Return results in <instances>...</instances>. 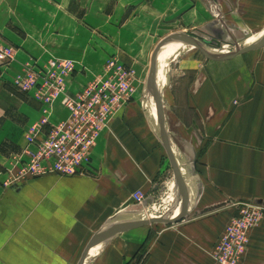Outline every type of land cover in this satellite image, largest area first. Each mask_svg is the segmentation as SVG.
Masks as SVG:
<instances>
[{
    "label": "crops",
    "instance_id": "1",
    "mask_svg": "<svg viewBox=\"0 0 264 264\" xmlns=\"http://www.w3.org/2000/svg\"><path fill=\"white\" fill-rule=\"evenodd\" d=\"M70 1L61 7L59 0H3L0 10L40 11L51 18V13L62 8L67 18ZM80 1L88 15L92 0ZM118 4L123 11L131 7L122 25L139 18L143 7L139 1ZM143 5L148 7L150 0H144ZM48 20L41 18L34 24L57 27ZM7 23L21 26L12 17ZM52 33L58 32L53 29ZM27 35L26 31L14 43L13 60L0 74L4 76L0 81V141L18 140L6 167L0 169L4 185L0 184V264H77L91 238L97 232H107L115 218L117 225H122L125 220L149 215L133 202L132 193L142 191L143 203L150 201L165 170V150L134 85L130 100L115 113L92 147L89 174H48L7 186L4 181L13 155L25 145L22 130L43 117L54 123L68 116L62 95L44 110L40 103L37 107L21 98L13 100L6 90L25 64H43L51 57L65 56L53 50L54 35L46 41V45L50 42L47 49L39 38L32 42ZM93 42L90 35L85 36L83 46L89 44V51L85 49L84 57L99 54L102 58L104 51L94 48ZM221 59L199 63L181 97L174 92L171 101V129L167 132L174 155H181L186 164L181 169L190 185L192 206L176 222L128 225L118 230L89 255L96 245L91 247L83 264H213L209 253L237 214L238 204L264 207V45ZM93 74L75 63L65 91L77 92ZM16 103L20 109L14 114L10 108ZM183 205L184 200L170 218L179 217ZM241 264H264V214L249 231Z\"/></svg>",
    "mask_w": 264,
    "mask_h": 264
},
{
    "label": "rangeland",
    "instance_id": "2",
    "mask_svg": "<svg viewBox=\"0 0 264 264\" xmlns=\"http://www.w3.org/2000/svg\"><path fill=\"white\" fill-rule=\"evenodd\" d=\"M120 1L122 0H92L91 11L85 15L83 3L80 0H71L68 5L70 11L67 18L62 8L51 13V18L40 11L5 12L0 10V26L7 23L11 17L18 25H21L13 26L7 23L5 28H0V41L10 45L15 52L16 44L14 43H18L27 31L30 41L37 42L36 39L39 38V41L43 42L44 49H47L50 47V42L46 45V41H51L49 37L54 35L53 50L64 53L65 56L59 55L51 58L70 59L74 69L75 63L81 64L83 71L87 69L94 73L91 79L101 72L111 57H117L131 73V97L134 85L138 86V96L143 100L158 130L156 101L152 89L147 84V76L151 66V55L163 38L178 32L195 33L201 36L206 45L211 48L235 50L237 43L252 40L264 31V0H211L215 10L209 0H150V5L146 8L143 5L144 0H132L139 1L143 7L139 18H130L129 23L125 25L122 24L131 7L128 6L124 11L121 10L118 4ZM243 1L246 2L243 3ZM2 2L3 0H0V3ZM66 2L67 0H59L61 7ZM219 15H222V18L218 17ZM41 18L54 21L57 27H36L35 21ZM53 29L58 32L56 35L52 33ZM88 35L94 41V48L104 51L102 58L99 54L84 57L83 52L89 51V44L83 46L84 38ZM218 35H220L219 39ZM216 41H219V45H216ZM183 42L182 39L176 37L160 45L154 58V78L162 91L160 92L162 110L169 131L171 129L169 123L171 101L174 92L179 95V98L181 97L185 87L193 80L195 67L199 63L222 60L216 55L201 50L196 45V48L191 50L193 44L187 45ZM8 65L0 62V74L6 71ZM3 78L4 76H0V81ZM6 90L17 102L21 98L25 102L29 101L39 106L37 105L39 102L29 96L30 94L18 89L14 82H9ZM150 102L154 104V107L150 106ZM19 109L20 106L17 103L11 105L10 108L14 114L19 112ZM22 133H24L23 130ZM17 145L18 140L14 139L6 142L0 141V169L6 167L4 165ZM164 156L165 170L156 191L150 196V201L135 204L139 209H145L149 215L162 214L166 217L168 213V218H170L171 213L180 208V201L183 202L184 196L176 182L166 152ZM180 157L181 155L178 157L180 167H185L186 164L182 163ZM0 184L3 185L2 179Z\"/></svg>",
    "mask_w": 264,
    "mask_h": 264
},
{
    "label": "built area",
    "instance_id": "3",
    "mask_svg": "<svg viewBox=\"0 0 264 264\" xmlns=\"http://www.w3.org/2000/svg\"><path fill=\"white\" fill-rule=\"evenodd\" d=\"M13 57V48L0 41V62L9 64ZM73 71L70 59L49 58L43 64H25L14 78L15 86L30 94L44 110L62 95L68 116L54 123L43 117L26 128L25 145L13 155L12 168L4 181L7 186L48 174L73 176L91 171L92 147L131 97V73L111 57L98 75L69 94L65 91L66 79ZM132 200L142 203L145 193L133 192ZM263 214L262 205L239 203L237 214L225 225L209 253L213 264H241L249 231L259 224Z\"/></svg>",
    "mask_w": 264,
    "mask_h": 264
},
{
    "label": "water",
    "instance_id": "4",
    "mask_svg": "<svg viewBox=\"0 0 264 264\" xmlns=\"http://www.w3.org/2000/svg\"><path fill=\"white\" fill-rule=\"evenodd\" d=\"M172 36H176L180 39H182L185 42H188L190 44L196 45L198 48H200L201 50L216 55L220 58H229L232 57L236 54H240V53H244L246 51L252 50L254 48L260 47L264 45V33L255 41L253 42H247V41H243L240 44H236L235 45V51L233 52H229L228 50H222L220 48H211L210 46L206 45V43L204 42L203 38L201 36H199L198 34H188L185 32H178V33H174L171 35H168L167 37L163 38L155 47L152 55H151V66L149 68V72H148V76H147V84L151 87L152 91H153V95L156 101V115H157V123H158V132L160 134V138L162 141V146L166 152V155L171 163L172 169L174 171V175H175V179L179 182V186L180 189L185 197V200L187 199V188H186V183L183 180L178 165H177V161L175 159V156L171 150L170 147V142H169V135L166 129V125H165V118H164V114H163V110H162V104H161V93L160 91L157 89L155 82H154V78H153V68H154V55L156 53V51L158 50L159 46L161 45V43L163 41H165L166 39L172 37ZM216 45H219V41H216ZM187 213V203H185L182 207V211L179 217L175 218V219H161L160 217H151L148 219H135L129 223H125L122 225H118L116 227H113L112 229L108 230L105 233H100L97 232L92 238L91 240L87 243V245L84 248L83 253L81 254L80 259L78 260L77 264H83V260L85 258V255L87 253V251L99 244L100 242L104 241L105 239L109 238L110 236L114 235L118 230L128 226V225H139V224H145V223H153V222H161V223H172V222H176L179 219H181L183 216H185V214Z\"/></svg>",
    "mask_w": 264,
    "mask_h": 264
},
{
    "label": "bare ground",
    "instance_id": "5",
    "mask_svg": "<svg viewBox=\"0 0 264 264\" xmlns=\"http://www.w3.org/2000/svg\"><path fill=\"white\" fill-rule=\"evenodd\" d=\"M264 33V31L259 35V36H257V38L256 39H258L262 34ZM174 38H176V36H172V37H170V38H168V39H166L165 41H163L162 43H161V45L162 44H164V43H166V42H168V41H170L171 39H174ZM255 38L254 39H252V40H248L247 42H253V41H255L256 40ZM184 44H187V45H190V43H188V42H183ZM227 49V48H226ZM236 49V48H235ZM229 52H233V51H235V50H232V49H230V48H228L227 49ZM156 55H157V51H156V53H155V55H154V58L156 57ZM154 73H155V67L153 68V78H154ZM154 82H155V85H156V87H157V89L160 91V88L158 87V85H157V82H156V80H155V78H154ZM149 86V85H148ZM150 87V86H149ZM151 88V87H150ZM161 93H162V91H160ZM150 106H152V107H154V104L152 103V102H150ZM156 117H157V115H156ZM158 124V123H157ZM169 142H170V147H171V150H172V145H171V140H170V138H169ZM172 152H173V150H172ZM173 154H174V152H173ZM176 158V161H177V165H178V168H179V171H180V174H181V176H182V178H183V180L185 181V183H186V188H187V199L185 200V197H184V201H185V203H187V208L188 207H191L192 206V204L193 203H191V201H190V185H189V182H188V180H187V178H186V176L184 175V173H183V171H182V169H181V167H180V164H179V159H178V157L176 156V155H174ZM190 172V176L191 177H194V175H193V171H192V169L189 171ZM176 182L178 183V185H179V182L176 180ZM179 188H180V186H179ZM181 190V189H180ZM171 191V190H170ZM182 192V191H181ZM183 194V193H182ZM184 196V195H183ZM151 217H157V215H147V216H142V217H140V218H133V219H131V220H125V223H129V222H131V221H133V220H135V219H148V218H151ZM161 219H172V218H166L165 216H163V215H161V216H159ZM115 218V217H114ZM113 218V219H114ZM112 219V220H113ZM116 218L113 220L114 222V224H112L111 226H109V229L108 230H110V229H112L113 227H116V226H118L117 225V222H118V220H116ZM124 223V224H125ZM96 248H98V244L95 246V248H93L90 252H89V255H92V252H93V250H95Z\"/></svg>",
    "mask_w": 264,
    "mask_h": 264
}]
</instances>
